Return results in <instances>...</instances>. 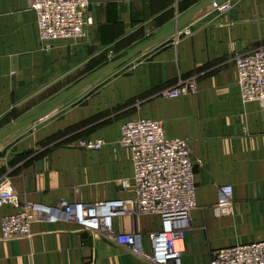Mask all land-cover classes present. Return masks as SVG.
Returning <instances> with one entry per match:
<instances>
[{"label":"crops","instance_id":"obj_1","mask_svg":"<svg viewBox=\"0 0 264 264\" xmlns=\"http://www.w3.org/2000/svg\"><path fill=\"white\" fill-rule=\"evenodd\" d=\"M181 1L91 0L94 24L88 42L46 46L29 0H0V131L19 120L23 105L51 100L74 72H85L129 38L140 40L150 27L157 28L156 36L169 30L181 17ZM174 37L173 45L120 70L129 73L101 86L83 106L66 110L65 118L49 120L25 146L15 151L0 147V182L9 178L21 202L128 196L132 191L123 190L122 180L132 178L133 164L113 148L121 125L139 116L161 120L168 136L189 140L196 161L198 206L185 236L183 264H210L219 248L264 240V106L242 100L235 62L238 55L264 44V0H236L224 14L206 10ZM195 75L196 94L177 99L159 95L179 78ZM109 111L116 117L104 115ZM68 129L103 139L106 147L49 146L66 139ZM227 184L234 188L232 215L213 207L219 187ZM15 210L12 205L1 208L0 222ZM160 228L155 214L116 222L120 232L142 234L145 254L152 251L150 235ZM32 232L7 240L0 229V264H151L144 254L107 234L82 230L72 222H35Z\"/></svg>","mask_w":264,"mask_h":264},{"label":"built area","instance_id":"obj_2","mask_svg":"<svg viewBox=\"0 0 264 264\" xmlns=\"http://www.w3.org/2000/svg\"><path fill=\"white\" fill-rule=\"evenodd\" d=\"M91 0H29L36 13L40 40L50 46L57 41L70 44L89 40L92 18ZM231 1L213 9L218 13L231 10ZM240 95L244 102H259L264 106V44L248 50L235 59ZM197 76L179 79L160 91V96L177 99L196 94ZM103 139H81L78 146L98 150ZM118 144L127 149L134 168L132 178L122 180L125 197L85 202L61 199L54 204L24 200L11 180L0 182V209L12 205L16 210L1 218L3 239L29 237L35 222L56 224L67 221L91 233H105L137 254H144L151 264H183L185 236L197 208L195 164L190 142L183 137L166 134L161 120L136 117L122 123ZM217 211L222 215L234 212V188L219 187ZM137 214H155L161 228L150 235L152 251L145 254L143 236L139 232H118V218ZM210 264H264V240L236 244L215 251Z\"/></svg>","mask_w":264,"mask_h":264},{"label":"rangeland","instance_id":"obj_3","mask_svg":"<svg viewBox=\"0 0 264 264\" xmlns=\"http://www.w3.org/2000/svg\"><path fill=\"white\" fill-rule=\"evenodd\" d=\"M199 1H201V0H182L180 3V12L177 14V17L182 16L185 13V11H187L190 7L194 6ZM234 2H236V0H231L232 7H234ZM91 9H92V6H91ZM221 14H224V13H221ZM175 18H176V16H175ZM156 30H157V28L150 27L148 29L147 34H144V32H142V34L139 38L140 40H138L137 38H131V39L129 38V40L125 41L124 44H119L118 46H116L115 51H111L106 55H102V57L99 60H95L90 65H88V67L85 69V72H74L72 74V76L68 79V81H65V83H62L59 86H57V88L59 90L53 93V98L51 100L47 99L44 101V99L43 100L40 99V100H37L36 102L29 103V106L23 105L21 107L22 114H21L20 118H18L19 120H15L14 123L38 113L39 111H41L42 109L47 107L49 104H51L53 101H55L62 93H64L68 88H70L72 85H74L75 83L80 81L82 78L94 73L95 71L99 70L100 68L104 67L105 65H107V64L113 62L114 60L118 59L119 57L125 55L132 48L146 42L147 40H150L153 37H155L159 33V32L157 33ZM177 38L178 37H176V40H177ZM174 42H176L175 37L172 36V37L168 38L167 40H165L164 42H162L161 44L145 51L144 53L139 55L136 59L132 60L128 64L119 68L115 72H112L109 75L103 77L102 79L91 83L90 85L85 87L83 90H81L75 97H73V99L69 100L63 106V108L59 109L51 117H49L43 121H39V122L33 123L31 125H28L27 127L19 130L18 132L10 135L9 137L5 138L4 140H2L0 142V147L15 151L16 149H19L20 146H25L27 140L34 138V136H36L40 131H42L46 127V124H48L49 120L55 119V118L56 119L57 118H65L64 112H66V110H68L70 108L77 107L79 105L83 106L84 100L86 98L90 97L96 91H98L101 86L105 85L111 79H113L119 75L129 73V72H119L120 70H123L125 68H130L132 66V65L130 66V64L141 62L144 58H146V56H149L152 53L164 51L168 46L173 45ZM185 78H188V77H181L179 79H185ZM177 82H178V80H177ZM137 100H140V98H138ZM135 103H136V106L140 105V101H135ZM104 115L110 116L109 117L110 119L116 117L111 111L105 112ZM10 124H8V125H10ZM64 134L66 135V139L61 138V139H63L62 141H60L61 139L53 140V142L51 144H49V146L53 147V146H58L60 144L61 145L63 144L64 146L69 147V148H78L79 149L80 147L77 146L78 143L77 144L73 143L74 139L78 140V142L81 139H90V140L96 139L92 135H89V133L87 135L84 132L74 133V130H69V129ZM105 147H106V143H105V146L103 148H105ZM113 148L117 151L119 150L122 153H124V157L130 162L129 152L126 149H124L123 147H121L118 144V141L116 142V144ZM80 149H83V148H80ZM86 150H89V149H86ZM89 154L91 155L92 153L87 152V155H89ZM123 197H125V196H123ZM83 201L89 202V200H83ZM197 205H198V203H197ZM216 206H217V204H214L213 207L217 210ZM190 228H192V221H191L190 226L188 227V230H190ZM118 232H120V231H118Z\"/></svg>","mask_w":264,"mask_h":264},{"label":"water","instance_id":"obj_4","mask_svg":"<svg viewBox=\"0 0 264 264\" xmlns=\"http://www.w3.org/2000/svg\"><path fill=\"white\" fill-rule=\"evenodd\" d=\"M230 0H202L200 3L189 9L184 13L175 24L166 32L156 36L134 48H132L128 53L114 60L113 62L105 65L94 73L82 78L80 81L68 88L64 93H62L55 101L49 104L47 107L39 111L38 113L29 116L25 119H22L11 126L0 131V142L10 135L18 132L19 130L31 125L33 123L42 121L56 111H58L64 104L69 100L73 99L81 90L90 85L91 83L102 79L103 77L109 75L112 72H115L119 68L128 64L132 60L136 59L139 55L145 51L161 44L168 38L174 36L177 32L181 31L186 27L190 22H192L199 14L204 11H210L218 6L223 5L224 3Z\"/></svg>","mask_w":264,"mask_h":264}]
</instances>
